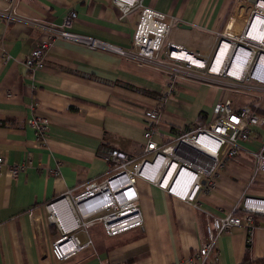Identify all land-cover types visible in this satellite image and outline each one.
<instances>
[{
  "label": "crops",
  "instance_id": "0c3cea01",
  "mask_svg": "<svg viewBox=\"0 0 264 264\" xmlns=\"http://www.w3.org/2000/svg\"><path fill=\"white\" fill-rule=\"evenodd\" d=\"M114 0H0V264H196L192 257L207 242V218L222 217L245 197L264 199L255 183V162L264 129L220 173L217 189L193 203L168 196L143 178L137 182L144 228L109 237L100 226L74 229L82 244L92 245L66 261L53 257L61 230L49 205L68 192L81 193L109 172L108 150L139 152L144 144L146 112L167 96L158 129L159 143H173L179 133L211 121L215 106L231 98L235 108L253 102L232 97L226 80L198 81L185 75L170 92L171 78L151 66L126 59L109 47L132 49L140 10L123 18ZM254 0H143L174 20L167 41L190 52L210 55L215 35L231 17L247 16ZM73 32L96 45L57 38L46 67L30 72L25 60L33 48L71 13ZM189 26L190 29L182 28ZM10 59L4 62L3 56ZM49 122L43 143L29 125ZM263 122V119H262ZM262 124V123H261ZM24 166L11 176V166ZM60 170L59 175L50 170ZM197 206V207H196ZM264 212V204L257 206ZM65 216V214L63 215ZM256 223L252 260H264V218ZM70 220V219H69ZM68 221V220H66ZM69 222V221H68ZM68 226L71 225L67 223ZM248 231L237 227L216 242L215 264H241ZM212 254L207 264H212Z\"/></svg>",
  "mask_w": 264,
  "mask_h": 264
},
{
  "label": "built area",
  "instance_id": "2783aa9c",
  "mask_svg": "<svg viewBox=\"0 0 264 264\" xmlns=\"http://www.w3.org/2000/svg\"><path fill=\"white\" fill-rule=\"evenodd\" d=\"M254 1L247 8V16L231 17L226 27L216 33L217 46L212 53L202 55L168 43L174 20L144 7L143 0H114L113 4L123 18L138 9H142V13L132 49L124 51L113 47L112 50L139 65L151 66L168 74L171 85L184 79L186 74L202 81H208L209 76L216 77L217 81L228 79L232 82L228 83L230 86L249 90L253 102L235 108L231 98L222 99L215 106L209 123L181 131L176 140L168 144L157 141L162 114L157 109L147 112L144 144L139 152L108 150L105 158L109 172L102 182H91L79 194L70 191L49 205L51 208L70 201L79 211L77 227L67 225L66 215L62 220H55L53 214L50 216L61 230V236L52 247L56 260L66 261L92 245L91 240L82 244L73 235L74 229L101 226L109 237L143 229L144 219L137 189L141 178L157 185L168 196L186 202H195L200 193L217 189L221 171L239 156L242 144L251 141L254 129L262 123L258 110L264 103L261 95L264 93V0ZM77 17V13L71 12L60 26L49 28V35L33 48L25 61L31 72L44 69L48 52L57 38L96 45L95 40L73 32ZM6 55L3 56L4 61L10 59ZM165 101L164 98L162 103L165 104ZM29 125L35 131L38 142L43 143L49 122L35 117ZM251 154L255 159L256 179L264 174V138L260 149ZM3 162L0 157V167ZM23 169V165L11 166L8 173L16 177ZM50 174L59 175V168L50 170ZM261 204H264V199L245 197L240 207L225 216L214 217L207 212V242L194 252L193 261L207 264L211 255L215 254L212 263L215 264L218 260V238L237 227H245L248 241H252L255 218L264 215L256 209Z\"/></svg>",
  "mask_w": 264,
  "mask_h": 264
},
{
  "label": "rangeland",
  "instance_id": "374dc122",
  "mask_svg": "<svg viewBox=\"0 0 264 264\" xmlns=\"http://www.w3.org/2000/svg\"><path fill=\"white\" fill-rule=\"evenodd\" d=\"M115 6V5H114ZM138 10H140V18H141V13H142V9H138ZM138 10H136V11H138ZM136 11H134V12H136ZM133 12V13H134ZM76 13V12H75ZM78 15V14H77ZM131 15V14H130ZM140 21V20H139ZM75 22V21H74ZM74 24V23H73ZM138 24H139V22H138ZM137 28H138V25H137ZM137 30V29H136ZM136 33V32H135ZM168 42V41H167ZM168 43H170V42H168ZM217 46V42H216V35H215V46L214 47H216ZM132 47H133V43H132ZM111 48H113V47H110V49ZM115 48V47H114ZM131 50V49H130ZM129 50V51H130ZM187 50V49H186ZM125 51V50H124ZM188 51V50H187ZM188 52H190V51H188ZM190 53H199V52H190ZM199 54H201V53H199ZM121 55V54H120ZM6 56H9V55H6ZM122 56H124V55H122ZM126 59H128L126 56H124ZM3 58V57H2ZM46 59H47V57H46ZM129 60V59H128ZM26 61V60H25ZM4 62H7V61H4ZM44 64H45V67H46V60H45V62H44ZM137 64V63H136ZM25 65H26V63H25ZM27 66V65H26ZM44 67V68H45ZM28 68V67H27ZM42 70V69H41ZM30 71V70H29ZM36 71H38V70H36ZM36 71H34V72H36ZM31 72V71H30ZM166 75H168V74H166ZM192 77V76H191ZM210 77V79L208 80V81H212V80H216L217 78L216 77H211V76H209ZM193 79H195V80H198V81H201L202 82V80L201 79H198V78H195V77H192ZM226 80V79H225ZM226 82L227 83H232L231 81H229L228 79L226 80ZM249 85V84H248ZM227 86H230V85H227ZM169 88H170V92H172V91H174L175 90V88H176V83L174 84V85H170L169 86ZM231 91H232V97L233 98H240L241 99V102H246V101H248L249 100V98H250V95H251V92L248 90H241V89H239V88H236V87H231ZM169 95V94H168ZM167 95V96H168ZM261 95L263 96V98H264V93H261ZM167 96H161V98H160V103H159V105L156 107V108H154V109H157L161 114L163 113V109H164V104L162 103V100L165 98H167ZM151 110H153V109H151ZM151 110H148L147 112H149V111H151ZM258 111H260V113L261 112H264V103H261L260 104V107H259V110ZM146 112V113H147ZM146 115V114H145ZM260 126L264 129V127H263V122H262V124H260ZM258 128V127H257ZM252 155V154H251ZM253 157V156H252ZM253 159H254V157H253ZM255 160V159H254ZM262 175H264V174H261L260 176H262ZM262 177H264V176H262ZM257 186V188L258 189H261V190H263L264 191V182H260V183H255V187ZM183 201V200H182ZM186 202V201H185ZM188 203H193V202H188ZM75 210H76V213L77 214H79V211H78V208L75 206ZM54 215V214H53ZM262 217L264 218V215H262ZM55 218V217H54ZM56 219V218H55ZM56 220H58V219H56ZM101 227V226H100Z\"/></svg>",
  "mask_w": 264,
  "mask_h": 264
},
{
  "label": "bare ground",
  "instance_id": "6f19581e",
  "mask_svg": "<svg viewBox=\"0 0 264 264\" xmlns=\"http://www.w3.org/2000/svg\"><path fill=\"white\" fill-rule=\"evenodd\" d=\"M50 210L51 212H53L52 214H54V217L58 220H62L63 215L65 214L66 220L69 221V222L68 221L66 222L68 224L71 223L70 227H77L79 225V221H78L79 219H78L73 202L66 201V203L64 204L58 205L56 207H51ZM81 210H83V208H81Z\"/></svg>",
  "mask_w": 264,
  "mask_h": 264
},
{
  "label": "trees",
  "instance_id": "16d2710c",
  "mask_svg": "<svg viewBox=\"0 0 264 264\" xmlns=\"http://www.w3.org/2000/svg\"><path fill=\"white\" fill-rule=\"evenodd\" d=\"M259 114H260L261 118L263 119V127H264V112L260 113V111H259ZM8 124L9 123H7V122L0 121V126H6ZM263 214H264V212H263ZM259 218L260 217L256 216L255 225L258 222ZM252 245H253V238H252V241L250 240L247 243L245 259L241 264H264V260H255V259L252 260Z\"/></svg>",
  "mask_w": 264,
  "mask_h": 264
},
{
  "label": "water",
  "instance_id": "95a60500",
  "mask_svg": "<svg viewBox=\"0 0 264 264\" xmlns=\"http://www.w3.org/2000/svg\"><path fill=\"white\" fill-rule=\"evenodd\" d=\"M181 27L184 28V29H186V28L190 29V27L186 26V25H181Z\"/></svg>",
  "mask_w": 264,
  "mask_h": 264
}]
</instances>
